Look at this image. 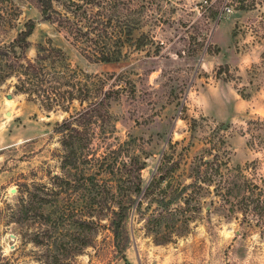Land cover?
I'll return each mask as SVG.
<instances>
[{"label":"rangeland","instance_id":"1","mask_svg":"<svg viewBox=\"0 0 264 264\" xmlns=\"http://www.w3.org/2000/svg\"><path fill=\"white\" fill-rule=\"evenodd\" d=\"M69 1L81 0H52L46 19L35 0H0V41L31 18L26 56L50 42L69 68L51 82L54 93L63 95L71 76L89 95L107 92L101 116L73 122L88 137L80 153L100 161L85 163L80 154L76 166L97 170L110 189L97 200L114 210L130 192L138 162L141 189L131 193L116 236L105 209H95L96 224L79 235L70 225L76 205L78 216L90 218L91 184L79 173L83 185L63 192L56 206L28 203L32 184L50 186L52 174H62L55 123L79 105L43 109L34 77L20 88L21 77L10 72L0 81V264H54L56 256L62 264H264V0H242V8L238 0H95L81 20L92 40L64 28L76 20L64 12ZM124 25L131 27L125 40ZM104 47L119 49L118 59L95 60ZM204 159L213 162L210 174ZM165 166L173 170L151 181ZM87 237L67 259L66 249Z\"/></svg>","mask_w":264,"mask_h":264},{"label":"trees","instance_id":"2","mask_svg":"<svg viewBox=\"0 0 264 264\" xmlns=\"http://www.w3.org/2000/svg\"><path fill=\"white\" fill-rule=\"evenodd\" d=\"M37 3V7L41 11L42 15L47 19H51V14H45V11L48 10L50 12H53L52 9V0H35ZM95 0H81L78 3H75L74 1H69V5H65V3H62L64 6V12H68L72 14V17H76V20L74 21H68L66 25H64V28L68 32H72L74 36H83L86 35V37L89 40H92L93 37L89 35V33L92 32L91 29H87L84 24H81V20L86 16V14L91 13V5L93 4ZM64 2V0H62ZM238 2H241L239 4V8L244 7L242 4V0H238ZM66 20H68L66 18ZM100 22V21H99ZM110 18L106 17V25L102 26V30L107 33L106 27L110 25ZM97 24V23H96ZM95 24V26H96ZM35 22L31 18L25 19L21 27L16 31L15 35L11 37V39L7 40V42H1L0 41V63L2 66H6L8 71H5L4 73L0 74V81L5 80L7 77H9L10 72H17L19 74L20 79V88H23L24 85H26L25 88H28L29 85H31V80L37 84L36 86H39L40 90H42V94H44V97L42 99H38L40 106L43 109L49 110V109H59L61 111H68L69 104L76 100L79 108L77 110H73L70 114H68L67 117H64L61 119L60 122L55 123V131L60 133L61 137V146H62V154H61V162L60 166L63 170L61 175L52 174L51 176V185L46 186L42 184H32L31 190L28 193L27 201L28 203L36 200V203H40V206L42 204L48 203L55 205V201L58 200L59 196L63 192H67L69 188L74 187L76 188L79 185H83L82 183H79V179L77 178L78 173L83 176L84 180H89V183L91 184V189L89 196H91V201L88 202L85 205V210H88L90 214V218L86 219L83 217L78 216L76 213L78 211L77 208L79 205L74 206V209L71 211L72 213L68 214V220L70 225H73L76 235H79L78 230L86 226V228L93 227L96 222L94 221V212L95 209H98L99 211H102L103 209L108 210L109 216L107 217V227L111 231L113 236H116L119 230L122 227V220L124 219L126 215V210L128 209V206H130V202H132V194H138L140 192V177H139V170L143 168V162H138L135 168L136 176H135V182L132 183L130 187V192H124L123 197L116 202L117 209L114 210L113 207H110L107 205L106 201L103 198H100V200H97L98 194L106 193L109 191V187L106 185L105 182H98L96 177V169H93V167L88 168V172L82 173V169H79L76 166V161L78 159V156L82 155V160L85 163H98L100 160L98 156H95L94 154H86L85 152L82 154L80 151L83 147H86V143L88 141L86 130L83 128H78L74 125V121L81 118L84 115H89L94 112H98V114L101 116V113H104L105 111H102L103 103H104V96L107 95V92L101 91L98 89L97 94L95 93L89 95L90 90L88 89L87 85L84 82H81L80 79L77 76H71L73 77L72 82L70 85H67L68 87L62 92L57 95L54 93V90L56 89L55 86L51 85V82H55L54 79H56L59 73V77L62 76L60 74L63 73L64 69H69L67 63L65 62V55L61 48L54 46L50 42L47 43H36L35 48V55L33 58H28L26 56V51L30 47V42L28 41V36L32 33V30L34 29ZM84 28V29H83ZM93 28V27H90ZM124 29H121L122 34L124 35V40L130 38L131 34V27L128 25H124ZM109 33H111L113 30L110 27ZM99 36V35H98ZM109 37H114V35L110 34ZM118 41H121V44L123 43V39L119 36L115 37ZM86 39V40H87ZM98 55L95 54L94 59L108 62L111 60L118 59L119 56V49L115 51H111L108 48L99 49ZM95 52V51H94ZM57 67V68H56ZM73 75L74 70L71 72ZM71 74V75H72ZM69 77V78H71ZM62 84V83H61ZM60 85V84H59ZM43 88V89H42ZM56 92V90H55ZM100 92L102 93V97L100 96ZM65 95V96H64ZM43 96V95H42ZM41 100V101H40ZM63 100V101H62ZM86 101L85 105H82L83 102ZM44 102L41 103V102ZM65 102V103H64ZM101 110V113H100ZM78 121V120H77ZM211 159H204L201 161V164L205 167L204 172L209 173L207 171L211 170L212 165ZM72 166L74 168H72ZM76 166V167H75ZM91 166V165H90ZM71 169H74L71 171ZM210 169V170H209ZM173 170V167H162L161 170L157 171L154 176H152L151 181L155 180V177L158 180L164 179L165 176L169 172ZM198 170V167H197ZM72 181V183H71ZM150 181V183H151ZM149 183V184H150ZM148 184V186H149ZM147 186V187H148ZM145 188V191L147 189ZM77 190V189H76ZM47 197V198H46ZM35 202V201H34ZM22 203V200H21ZM30 205V204H29ZM97 207V208H96ZM35 208V207H34ZM27 211L26 205L22 203L20 212L22 214H25ZM107 214V213H106ZM118 215L117 222H116V216ZM20 217L19 215H17ZM67 217V214L59 212V217L62 219ZM59 217H55L54 220L52 219L51 225L55 226L56 219H59ZM48 213H47V217ZM90 242V239L87 237V239H84L82 241H77L75 245H73L71 248L66 249V254H68L67 259H70L74 255H76L83 246L88 245ZM80 244V245H77ZM66 254L64 255V259L66 258ZM54 264H62L63 259L60 260L57 258L54 259ZM69 263V261H68Z\"/></svg>","mask_w":264,"mask_h":264},{"label":"water","instance_id":"3","mask_svg":"<svg viewBox=\"0 0 264 264\" xmlns=\"http://www.w3.org/2000/svg\"><path fill=\"white\" fill-rule=\"evenodd\" d=\"M8 97V96H7ZM6 114L8 115L9 113L8 112H6Z\"/></svg>","mask_w":264,"mask_h":264}]
</instances>
